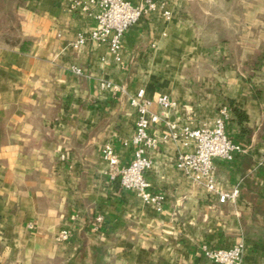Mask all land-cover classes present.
<instances>
[{
  "label": "crops",
  "instance_id": "1",
  "mask_svg": "<svg viewBox=\"0 0 264 264\" xmlns=\"http://www.w3.org/2000/svg\"><path fill=\"white\" fill-rule=\"evenodd\" d=\"M216 1L166 0L126 32L119 61L104 43L74 48L96 21L70 12L67 0L12 8L17 39L0 34V264H215L204 245L239 243L242 264H264V61L246 66L264 51V0H237L246 10L231 15L238 40L206 46L192 6L211 12ZM141 89L161 117L150 133L168 138L149 151L146 175L164 195L161 210L124 189L102 155L112 143L117 168L131 163L130 102ZM162 95L177 108L162 109ZM222 107L230 110L227 134L245 147L233 161H215L220 187L240 189L224 204L176 168L178 152L190 148L168 127L212 125ZM62 230L71 233L65 241Z\"/></svg>",
  "mask_w": 264,
  "mask_h": 264
},
{
  "label": "built area",
  "instance_id": "2",
  "mask_svg": "<svg viewBox=\"0 0 264 264\" xmlns=\"http://www.w3.org/2000/svg\"><path fill=\"white\" fill-rule=\"evenodd\" d=\"M166 0H141L135 5L128 0H67L68 9L72 13H92L96 21L95 27L87 35L80 33L74 43V48H79L87 43H104L119 61L122 43L126 32L134 25L139 24L148 14L155 12L160 4ZM165 16L171 17L166 11ZM75 75L81 76L83 71L79 67H72ZM103 87L105 84L102 85ZM131 106L137 113L135 132L130 141L133 146V159L125 167L117 168L119 155L114 145L107 143L103 146L102 155L111 169H115L120 185L129 191L136 193L142 201L158 210L162 209L164 195L153 193L147 179V173L153 168L154 163L149 156V151L156 149L161 141L168 138H159L150 133L153 125L161 121L160 115L152 112L151 103L145 98L141 89L131 99ZM158 104L162 109H175L177 102L167 96H160ZM230 119L228 107H222L218 111L212 125H203L192 129L189 126H180L177 123L169 124L170 138L179 141L184 149L176 156L175 165L183 175L204 190L208 195L216 198L220 204L227 201L235 203L240 196L239 187L224 190L220 187L216 177L217 160L233 161L237 154L243 153L245 147L236 143L226 132V124ZM125 145L129 143L125 142ZM102 218L99 217L98 221ZM69 230H62L58 239L65 241L70 237ZM245 252L244 243L236 244L229 248H211L203 246V254L207 260L215 264H242Z\"/></svg>",
  "mask_w": 264,
  "mask_h": 264
},
{
  "label": "rangeland",
  "instance_id": "3",
  "mask_svg": "<svg viewBox=\"0 0 264 264\" xmlns=\"http://www.w3.org/2000/svg\"><path fill=\"white\" fill-rule=\"evenodd\" d=\"M223 0H220L218 5L211 12L208 11L204 3L195 4L192 6L198 28L196 27L197 38H200L204 43H218L221 39L220 35L226 36L229 40L232 41V44L235 43V40L241 35L242 28L238 25L232 24L235 21V18H229L232 13L245 14V9L236 5L232 10L227 6L223 5ZM245 10V11H244ZM264 20V15L261 17ZM217 46V45H216Z\"/></svg>",
  "mask_w": 264,
  "mask_h": 264
},
{
  "label": "trees",
  "instance_id": "4",
  "mask_svg": "<svg viewBox=\"0 0 264 264\" xmlns=\"http://www.w3.org/2000/svg\"><path fill=\"white\" fill-rule=\"evenodd\" d=\"M29 0H0V34L6 41L14 42L17 39V28L15 24L17 22V17L13 11V7H18ZM237 0H223V5L227 6L230 10L236 7ZM220 0L216 1L215 6L219 7L218 3ZM232 19L231 16H229ZM220 41H229V39L223 34L220 35ZM264 61V51L257 53L255 56L251 57L246 63L248 69L257 70L263 65ZM234 113L238 117V121L243 123L247 120V117L242 113L237 107L233 108Z\"/></svg>",
  "mask_w": 264,
  "mask_h": 264
}]
</instances>
